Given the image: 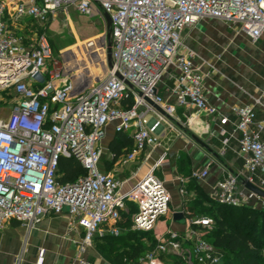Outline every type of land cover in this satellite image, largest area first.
<instances>
[{
  "label": "built area",
  "instance_id": "obj_1",
  "mask_svg": "<svg viewBox=\"0 0 264 264\" xmlns=\"http://www.w3.org/2000/svg\"><path fill=\"white\" fill-rule=\"evenodd\" d=\"M69 8L85 16L96 11L109 16L102 40L106 51L111 49L110 59L102 58L105 47L95 39L53 56L45 26ZM206 18L236 25L256 41L264 35V0H0V91L10 90L14 98L10 112L0 113V229L11 220L32 228L46 215L67 211L70 225L81 233L82 255L96 237L121 233V214L130 203L135 208L130 229L150 232L156 240L140 263L164 264L167 254L187 264L223 263V251L206 235L210 217L192 218L184 231L158 229L171 202L166 180L155 172L168 164L166 152L144 174L139 165L133 173L139 178L126 192L121 191L124 180L100 169L101 141L110 123L116 132L131 134L126 161L163 146L171 120L190 129L201 126V115L231 123L208 102L205 62L183 38L186 29ZM179 107L194 111L183 121L176 116ZM232 112L237 116L232 133L224 127L219 131L220 154L236 135L244 164L215 182L211 196L221 204L256 207L252 202H257L264 208V198L243 183L264 187V121H255L251 105ZM63 156L75 158L86 173L63 182ZM208 174L205 167L192 170L190 177ZM77 264L91 263L80 256Z\"/></svg>",
  "mask_w": 264,
  "mask_h": 264
},
{
  "label": "crops",
  "instance_id": "obj_2",
  "mask_svg": "<svg viewBox=\"0 0 264 264\" xmlns=\"http://www.w3.org/2000/svg\"><path fill=\"white\" fill-rule=\"evenodd\" d=\"M68 11L77 12L73 8ZM96 11L95 15H98ZM94 16V15H93ZM185 43L193 48L205 62L204 71L208 76L204 81V90L208 102L214 105L220 114H227L230 124L222 125L220 118L213 115H201V126L190 129L171 120L173 128L169 129L163 146L148 148L136 159L126 161V154L116 157L110 150V144L117 132L114 123L105 127L102 138L103 155L100 169L113 173L123 181L121 191L126 192L139 178L134 171L140 165V175L148 172L166 152L168 164L156 167L155 172L166 180V186L171 193L170 210L161 218L157 227L159 230L171 228L184 231L189 220L201 217L194 203L197 198L198 186L211 196L212 186L229 173H237L243 168L244 159L238 155V143L235 136L230 137L228 149L224 155L220 154L222 136L220 128L224 127L230 134L233 130L232 122L237 116L232 112L234 107L251 105L255 112V121H264V35L252 41L248 36L238 31L236 25L219 19L206 18L183 33ZM90 40V39H88ZM171 85L170 81H166ZM160 93L167 94L166 88H159ZM261 103H257L256 100ZM183 108H177L176 116L184 121ZM208 125L209 128L206 129ZM130 138V132H123ZM197 135L209 149L200 145L193 135ZM264 140V130L262 132ZM130 145L128 150H131ZM208 167L209 174L204 179L191 178L194 169ZM187 178L181 182L179 178ZM126 186V188H125ZM183 187L184 192H180ZM125 188V190H124ZM264 189V187H263ZM256 207L257 202H252ZM134 206L129 203L130 217ZM175 212H183L185 222L173 219ZM72 217L67 211L59 215H46L42 221L32 228H28L16 220L5 223L0 229V264H77L80 256L91 264H142L140 262L116 263L106 259L93 245L79 255V241L81 233L74 230ZM120 226V224H119ZM166 255L163 263L166 264Z\"/></svg>",
  "mask_w": 264,
  "mask_h": 264
},
{
  "label": "trees",
  "instance_id": "obj_3",
  "mask_svg": "<svg viewBox=\"0 0 264 264\" xmlns=\"http://www.w3.org/2000/svg\"><path fill=\"white\" fill-rule=\"evenodd\" d=\"M133 139L123 132H117L110 144V150L116 157L129 152ZM131 146V148H132ZM59 173L63 182L75 181L86 173L82 165L73 157L63 156L59 161ZM197 198L195 207L201 216L212 219L214 230L209 240L224 253L222 264H264V208L247 204L226 205L217 202L198 186H195ZM207 202H210L208 206ZM227 209H231L228 213ZM243 211V212H241ZM241 214H238V213ZM124 221V223H123ZM130 211L123 212L119 221L121 233L117 236L106 234L96 237L97 250L109 261L138 263L156 244L150 232L130 229ZM20 223V222H18ZM148 234L149 242L136 241L134 234ZM166 264H187L182 258L166 255Z\"/></svg>",
  "mask_w": 264,
  "mask_h": 264
},
{
  "label": "rangeland",
  "instance_id": "obj_4",
  "mask_svg": "<svg viewBox=\"0 0 264 264\" xmlns=\"http://www.w3.org/2000/svg\"><path fill=\"white\" fill-rule=\"evenodd\" d=\"M105 28V19L101 14L85 16L73 11H59L55 16V19L50 24L45 26L44 31L52 44L53 56L60 58V51L64 52L72 49L76 50L78 46H82V44H84V42H86L88 39H95L100 45H103L104 41L102 40V34L105 32ZM103 47H105V52L102 50H100V52L102 54V58L106 60V46L103 45ZM100 76L102 75L100 74ZM13 100V94L10 92V90L0 91V113L3 112L8 114L12 108ZM157 173L159 174V172ZM207 204L210 206V202H207ZM230 211L231 209H227L228 213ZM238 214L241 213L239 212ZM213 230L214 225L207 228L206 231V235L210 240H212L210 235ZM134 235L137 242L141 241L148 244V234L137 233ZM96 244L101 243L100 241H97Z\"/></svg>",
  "mask_w": 264,
  "mask_h": 264
},
{
  "label": "water",
  "instance_id": "obj_5",
  "mask_svg": "<svg viewBox=\"0 0 264 264\" xmlns=\"http://www.w3.org/2000/svg\"><path fill=\"white\" fill-rule=\"evenodd\" d=\"M105 19H106L107 25L109 26L110 25V18H109V16L107 14H105ZM107 57H108V59H110V57H111V49H110V47H108V49H107ZM193 138L200 145H202L203 147L209 149V146L201 138H199L197 135L194 134ZM243 183L245 184V187L248 190H250V191L254 192L255 194H257L258 196L264 198V189L263 188L255 185V184H253V183H251L249 181H246V180H244ZM173 219L176 222L184 223L185 222L184 213L183 212H175L173 214Z\"/></svg>",
  "mask_w": 264,
  "mask_h": 264
}]
</instances>
